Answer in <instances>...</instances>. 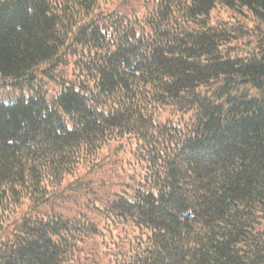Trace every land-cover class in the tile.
<instances>
[{
    "label": "trees",
    "instance_id": "trees-1",
    "mask_svg": "<svg viewBox=\"0 0 264 264\" xmlns=\"http://www.w3.org/2000/svg\"><path fill=\"white\" fill-rule=\"evenodd\" d=\"M0 264H264V0H0Z\"/></svg>",
    "mask_w": 264,
    "mask_h": 264
}]
</instances>
